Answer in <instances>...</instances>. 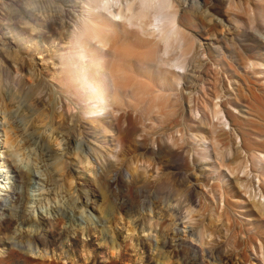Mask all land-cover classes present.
Masks as SVG:
<instances>
[{
  "label": "rangeland",
  "instance_id": "374dc122",
  "mask_svg": "<svg viewBox=\"0 0 264 264\" xmlns=\"http://www.w3.org/2000/svg\"><path fill=\"white\" fill-rule=\"evenodd\" d=\"M177 1L195 43L185 68H175L180 72L166 75L170 66L149 72L170 97L165 115L129 107L120 125L130 124L131 131L121 133L115 118L121 111L103 112L100 121L85 118L87 133H75L68 146L49 120H39L40 110L26 94L42 93L45 107L64 114L57 122L75 128L78 109L54 77L59 53L87 14L84 0H0V216L6 220L0 264H264V161L253 156L264 153V73L246 67L249 60L264 63V29L237 28L250 29L255 15L264 22V0ZM53 19H64V25ZM41 80L47 84L37 86ZM215 104L228 115L226 127L212 118ZM103 121L112 126L103 129ZM178 133L186 137V160L166 147L181 141ZM25 136L30 145L22 146ZM142 138L147 151L138 146ZM237 147L241 169L248 167L231 174L226 165L236 163ZM57 164L51 182L46 168ZM14 165L37 175L23 206L28 224L7 222L20 210L8 190L24 191L14 180ZM81 188L94 205L79 206ZM46 228H55L56 245L17 237H43ZM198 229L202 237L193 234Z\"/></svg>",
  "mask_w": 264,
  "mask_h": 264
},
{
  "label": "bare ground",
  "instance_id": "6f19581e",
  "mask_svg": "<svg viewBox=\"0 0 264 264\" xmlns=\"http://www.w3.org/2000/svg\"><path fill=\"white\" fill-rule=\"evenodd\" d=\"M177 2V0H84L87 14L81 18V23L76 25L73 29L68 49L62 50L59 53V61L56 64L58 65L56 68L57 74L54 77L58 91L70 99L71 103L78 109V119L75 122V128L65 129L59 121L57 122L56 117L64 118V114L62 112L58 114L57 111L49 105L45 107L42 93L36 92L34 89L26 94L30 98L31 106L35 107L36 110H40L39 120L44 122L49 120L48 122H50L53 129H55L53 132H55L56 135H61L56 136L57 139L61 138L65 141L66 145H71L75 133L84 136L87 133L86 127L83 124L85 118L94 123L103 119V117H100V114L103 112L115 113L117 110L121 111L120 115H116L115 117L118 123L116 126L119 127L121 133H128L131 131L130 124L126 129L120 125L122 115L130 114L129 107H133L135 110L148 112H153L156 109L158 117H163L165 115L163 107H167L170 97L166 96L163 89L158 88L149 80V72L152 71L153 68H158L160 70L165 66L173 68V70L166 71V75L167 73L180 72V69L176 70L175 68H185V64L195 43L194 39L191 37V31H189L187 24L184 23L185 15L179 11V4ZM65 12L66 16L71 13L68 8L65 9ZM187 18L190 20V17ZM253 19L252 24L249 26L250 29H247L241 24H239L237 28L242 29L244 32L263 30L264 22L262 19H259L256 15ZM63 20L64 19H53V23L61 27V24L63 26L65 22H63ZM67 22L66 20V23ZM211 33L217 40L219 37L217 33L214 31ZM175 50L179 52L178 56H171L172 52ZM246 64V67L251 72L264 73V63L249 60ZM165 79H167V76H165ZM42 84L47 83L45 80H41L38 82L37 86ZM48 93L50 100L55 98L53 89L50 92L48 91ZM28 110L30 111V109ZM212 118H216L215 120L223 127H226L230 123L228 115L221 104H215L212 110ZM151 121L155 122L154 120ZM103 122V129L112 126V124L107 121ZM180 135L181 141H174L173 145H166V147L169 149L171 156L186 160L185 155H187V153L185 141L183 140L185 136L183 137V133ZM9 137L12 139L11 135H9ZM212 138L217 144L219 143L217 137L213 136ZM12 141L15 140L12 139ZM137 143L142 150H149L143 138ZM74 144H77V141H75ZM24 145H30V140L27 136L24 137L22 146ZM22 146L19 147L21 148ZM78 147H80V145ZM239 150L240 149L237 147V152L233 154L234 161L236 162L234 166L226 165L231 174L241 171L244 172L248 167L246 165L244 169H241V162L239 160L241 152H239ZM47 154L43 155V161H48L49 164L50 159L47 157ZM253 156L257 161H264V153L262 152L256 153ZM48 164L44 165L47 167ZM59 166L57 164L54 167L46 168L45 173L47 179L51 182L56 181L57 177L54 171L58 170ZM13 173L14 180L24 187V191H18L15 186H12V188L8 190V198H10L16 206H19L20 210L15 220L9 218L7 222L14 221L19 224H28L29 219L26 217L23 206H25V201L28 199L27 192L32 184V179L33 177H37V175L17 165L13 166ZM67 174L72 178L74 176L73 170L71 169L67 170ZM262 180H264V178H259L260 183ZM113 182L114 181L109 178L108 184H113ZM137 182H139V180ZM144 190L145 193H147L146 189ZM142 191L143 187L139 185L138 193L141 194ZM79 195L81 200L79 206H89L93 204V199L82 188L79 191ZM189 200L190 199H188V201ZM2 209V203H0V211H2ZM62 211L63 213L68 212L64 209ZM2 213L4 214V212H0V215H2ZM64 216L65 214L58 217L57 221L63 223L65 219ZM5 221L6 220L0 216V229ZM42 230H45L43 237L38 235L32 237L26 234H19L17 237L22 240L29 238L40 245H56L55 228H46ZM193 234L202 237L203 230L198 229L194 231ZM160 242L161 246L165 247V239L161 238ZM90 245H92L91 241H84V246ZM112 247V252L116 255L118 250L114 247V244ZM12 252H15V250H12ZM83 253L85 254V252ZM90 254L92 255V253Z\"/></svg>",
  "mask_w": 264,
  "mask_h": 264
}]
</instances>
